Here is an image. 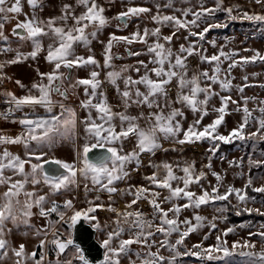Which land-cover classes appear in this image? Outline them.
<instances>
[{"label": "snow or ice", "instance_id": "snow-or-ice-1", "mask_svg": "<svg viewBox=\"0 0 264 264\" xmlns=\"http://www.w3.org/2000/svg\"><path fill=\"white\" fill-rule=\"evenodd\" d=\"M77 4L83 6L86 10L80 15H75L71 11V5H64L63 13L59 17H50L48 20H40L35 14L31 18L26 16L24 21H18L13 29V34L19 36L21 39H30L33 42L34 50L29 54L32 58H35L39 51L42 49L40 40L38 39L43 35H51L55 41L54 45H49L48 55L46 60L49 63H54L55 67L51 73H40L41 78H46L48 81L47 85L44 84H34L33 88H36L40 96H25L22 98H16L12 96V102H14L17 109L25 104L32 105H44L47 107L48 111H51L52 100L50 98V93L52 91L57 92V94L67 97L68 89L61 91V87L64 79L66 77L60 72L61 67H65L71 70L73 67H81L85 65H95L99 67V62L94 56H78L75 54L74 45L75 44H90V38H95L97 36V31L105 27L109 20L103 15L105 9L102 6L97 5L96 0H76ZM255 3H264V0H255ZM27 4L33 10L40 7V0H27ZM222 0H217L216 8H201L200 11H192L191 9H181L182 16L185 19L178 18L176 16H161L159 12L157 15L152 17V20L156 23H168L174 25L177 30L180 28L188 29L190 27H199V23L205 17L213 16L215 11L221 10ZM171 6V5H166ZM159 9V5H157ZM228 14V18L231 20L237 19L236 16L232 15V8L223 9ZM22 12L21 0H14L10 6H8V0H0V38L4 40L7 37L3 35V21L8 19V14L19 15ZM150 12L148 8L142 7H131L125 12H120L114 17L117 20L126 21L131 16H139L141 13ZM191 14L193 19L187 20L186 17ZM71 18L73 20L72 26H67V21ZM243 19L264 23V15H249L247 12L243 14ZM57 20L63 22V26H56ZM93 27L92 32H88L89 27ZM226 27L220 23H212L205 27L200 32L189 31L190 36H199L203 39L205 34L212 28ZM20 30V31H17ZM24 33V35H21ZM159 33L160 29L156 28L149 32L147 28L144 29L143 35L139 31L131 34V36H116L114 34L110 35L105 47H104V67H112L111 61L112 48L114 43L125 42L127 44H132L133 42H140L147 44V37L149 35L157 37V41L148 46V53L152 55V59L148 62L154 65V67L149 68L148 64L144 61H138V64L144 68V74L140 75L138 79H133L131 76L124 77L122 73L128 71V67L125 66L119 72L109 71L107 73V80L109 83L116 87L117 93L121 98V102L127 109L132 105L136 106H147L148 108L159 109L156 112H150L147 117L143 113L139 116H131L126 112H115L112 106L108 103L107 96L103 92L98 93L100 87V81L97 79L99 73L92 71L90 73V79H78L74 84L71 85L72 89L78 86H84V92L87 100L80 102V107L88 111L87 117L82 121L84 124V131L86 142L82 147V152L78 153V159L80 160L82 167L76 168L75 165L61 161L59 159H53L51 161H44L43 163H52L58 166L57 169L51 171H44L43 163H31V160H23L17 155H13L7 149L0 153V185H7L8 190L3 193L0 197V260L4 259L8 254V242L4 239L6 231V222H12L16 227L23 224L25 227L31 228L32 225L29 223L31 217L34 215L32 212L33 207L39 209V216L50 217L51 214L56 213L59 216V221L51 222L48 225L37 229L36 235H43L44 239L39 241V247L43 249L46 244H51L54 246L57 255L64 254L70 247L75 249L73 257L66 259L63 262L57 261V264H73V260L82 262V264H89V261L85 258L83 251H81L79 245L74 244L72 238L62 240L61 237L63 233L56 228V224L64 222L68 225L69 229H72L78 221L83 218L84 220H96L95 215H93L97 207H103V205H95L93 201H89V207L81 210H74L71 216L66 219V212L60 211V205H58L54 200L51 201V207L46 208L45 204L48 203V198L45 195H37L35 192H29L25 189L26 184H32L33 186L43 182L45 185L49 186L51 194L55 195L62 189H67L70 185H75L77 183L76 177L79 173L86 181L90 180L91 184L97 191H106L111 194L118 191L113 185L116 181L123 180L129 176L127 171V165L133 162L139 163V155L145 152H154L156 149L161 147L159 140L161 135L163 138L167 139L169 137H176L178 133L182 131V126L177 120V117L182 116L183 113L179 108L172 107L173 103H179L190 108L193 112H201V119L203 116L208 114L207 104L211 94L210 87H201V79L209 80L212 83H217L219 81V73L221 71L220 62L221 57L224 59H232L235 53H224L221 51L219 55H212L211 57L202 56L201 62L216 63V67L213 69V74L210 76L207 71H203L199 74H193L191 77L187 74V64L185 63L187 56H191L195 53L194 45H189L185 47L180 46L179 53L174 54L170 48H166L164 44L159 43ZM173 32L172 36L164 37L163 39L167 42H171L172 37L175 36ZM187 39V37H186ZM214 44V41L212 42ZM10 49H0V51H5ZM186 53L187 56L182 55ZM129 56H139L141 52H131L129 51ZM173 56L175 59L173 60ZM264 60L257 52L255 56L251 58L255 61L257 58ZM119 58V57H117ZM242 60L247 63L249 58H242ZM20 61V54L17 55L16 59L10 61V63H17ZM238 61L233 60L229 64V70L236 66ZM167 65V67H165ZM4 65H0V69ZM137 73L140 72V67L134 69ZM156 79H153L152 76ZM70 79V77H67ZM123 80L124 90L121 91L119 88L118 80ZM247 77H245V80ZM173 80L177 81L178 91L175 100H170L168 96L167 86L171 84ZM56 81H60V84H56ZM19 83V82H17ZM222 89H229L231 87L230 83L225 81H220ZM143 85L145 91H141L138 87ZM187 90V91H185ZM243 92V88L239 89ZM200 94H204L205 99H198ZM163 99L164 103L161 105L160 101ZM222 107L219 109H214L220 113V115L209 125L203 127L202 130H197V125L200 120H197L194 124L189 125L186 131H183V139L178 140V143L184 144L186 142H195L205 139H210L213 142L223 141L225 143L231 142L232 138L239 140H244V129L249 123V117L251 113L245 107L243 109L245 116L243 123H241L238 128L233 129L229 136H224L216 133V129L222 124L224 120L225 109L230 97L221 98ZM93 101H96L93 103ZM261 103H264L262 101ZM61 113L59 115H54L50 119H22L19 121L21 125L26 126L27 135H21L17 137H6L0 136V144H19L23 143L25 147L28 146L29 141H48L54 142L56 138L59 139H73L76 136V112L75 109L71 107H65L63 104L60 105ZM168 108L169 111L165 112L164 109ZM95 110L96 116H92V111ZM262 116H264V108L260 109ZM143 118L150 121L147 128H142L138 121ZM120 121L119 131H117V126L115 121ZM259 128L257 132L251 133L252 136L257 135L261 130H264V118L258 120ZM38 130L40 133L38 134ZM214 133H216L214 135ZM130 137H135L136 139V149L138 151H131L128 153H123L122 148L118 149L115 145L117 142L129 139ZM264 138V137H262ZM100 148L104 149L107 154H99L94 158L89 157V153L93 149ZM216 149L215 143L209 151L214 152ZM35 159L40 161L41 156H36ZM235 162H230L234 164ZM251 163V161H250ZM25 164H30L31 171H25ZM157 168V172H154L151 176L145 177L157 188L168 189L170 195L165 197L166 201H171L174 198H186L189 203L183 206L174 205L168 211H164L160 203L157 202L155 197L158 193L152 192L150 195L153 197L149 203L153 207L154 215L158 216L160 219V225L156 228V231L164 234L166 237L171 235L173 232H179L180 238L176 240V244H169L167 240L160 243L161 247H168L175 250L176 245L183 243L184 238L193 232L197 227L201 226V221L204 219L197 215L194 217L196 220V225H192L190 220L184 221L188 225L187 229L180 232L179 224L176 219H168V213L173 212L176 215L179 214L181 207H196L199 208L201 205L208 204L210 201H226L229 196L235 195L238 201L245 202L247 195L242 192L241 189H236L234 187H229L227 192L224 194L219 193L218 187H213L212 192L204 191L200 196H196L195 193L187 191L191 183H199V179L204 176L201 172L198 177H193L194 165L189 164L184 166L181 170L185 173L184 177H177L174 175L172 166L164 163L162 165H153ZM211 168V164L207 165ZM166 172V175L161 178L158 176L160 169ZM11 171L13 176L19 175L21 179L13 180V176H6L5 172ZM219 182L221 177L218 173H213ZM182 180L184 187L172 188L171 182L174 180ZM252 183L249 179L246 188ZM98 186V187H97ZM85 189H88L87 183L85 184ZM256 192L264 193V187L253 189ZM149 189L140 187L136 189L134 193V199L130 204L126 206V209H131L133 204H136L139 199L144 197L145 193H149ZM23 194L25 199L21 201L19 199L20 195ZM99 199V196L96 197ZM64 209H73L72 200H66L63 204ZM109 211L116 212V219L114 224L115 228L107 233V239L103 240L101 247L105 249L104 259L101 264H120V256L127 255L132 244H141L143 247L149 249L148 252L143 254L141 257L140 253H137V257L141 258V264H163L165 258L160 256L158 252L153 253L150 248L156 243V241L151 240V237L155 235L151 231L153 223L144 218V213L139 211H128L118 212L115 208L109 206ZM251 211V210H248ZM240 214L239 212L237 213ZM124 225H127L125 229ZM93 227L99 229L101 225L97 221ZM215 227V225H211ZM129 232V239H120L122 233L125 231ZM7 231H11L8 229ZM233 229H227L225 235L228 232H232ZM51 232L52 239L48 240L47 235ZM262 239H264V233L260 234ZM206 238V237H205ZM118 240V246H113V242ZM219 242V237H217ZM195 248H200V245H194ZM237 247L233 244V248ZM220 251L219 246L215 248L205 249L203 252H192L191 255L203 256L208 254L207 258L209 260L214 259L210 254L212 251ZM225 256L230 255L227 247L222 249ZM15 257H17L16 264H20L21 260L32 259L34 264H42L44 260V255L41 253L40 258L36 259V252H32L30 255L25 254V246L21 244L19 249H12ZM179 252H175V256H179ZM241 255L252 257L253 253H241ZM175 257L168 262V264H174ZM255 264H264V254L256 257Z\"/></svg>", "mask_w": 264, "mask_h": 264}, {"label": "rangeland", "instance_id": "rangeland-1", "mask_svg": "<svg viewBox=\"0 0 264 264\" xmlns=\"http://www.w3.org/2000/svg\"><path fill=\"white\" fill-rule=\"evenodd\" d=\"M41 1L42 0H40V2ZM61 1L62 0H56V2L59 3ZM68 2L73 5L71 10L74 9L79 14L86 10L83 6L77 4L76 0H69ZM12 3H14V0H8V6ZM96 3L105 9L103 14H108L111 9H113L116 14L125 12L131 7L150 9V12L135 16L136 20L133 25H137L135 26L137 29H152L159 27L160 43L164 44L166 48H170L174 54L179 53L181 45L185 47L194 45L195 53L193 55L187 56L186 53L182 54L187 56L185 63L187 64V74L189 77L203 71H207L210 76L213 74L216 63L201 62L202 56L211 57L212 55H219L221 51L224 53H235V55L232 59L228 60L221 57V71L217 83L201 79V87H210L211 89V94L206 106L208 114L203 116L202 119L201 112L199 111L193 112L190 108L179 103H173L171 105L172 107L179 108L183 113L182 116L177 117V120L182 126V131L178 133L176 137H169L167 139L163 138L161 135L159 140L161 147L154 152H145L144 154V158L148 155L153 159L144 166L143 172L138 169L141 174L137 172L131 175L125 185L124 179L115 182L113 186L116 187L118 191L124 186L121 191L124 195L123 198H120L123 204L118 202L116 198H110L109 196H105V194L99 195V199H96L97 196L93 197L91 194H86L84 184L88 183V181L81 178L80 185L77 187L76 192H74L71 187L70 189H62L55 195V197L60 198L58 200L62 201L69 198V200L73 202V209L65 210L66 219L68 216L72 215L74 210H81L89 207V201H93L95 205H103V207H97L96 212L93 214L96 220H88V222L93 225L96 224L97 221L101 225V227L97 229V239L102 243L103 240L107 239V233L112 231L116 226L114 224L116 214L108 210L109 206L116 210H120L119 212H124L125 210L130 211V209H126V206L134 199V195L131 193L143 187L150 191L144 194L146 198L138 200L131 211H141L142 205L145 207L144 210H142L144 218L153 223L151 231L155 233V235L151 237V240L156 241L150 248V251L153 253L158 252L160 256H163L165 258L163 264H168L173 257H175L174 264H255L256 257L264 254V239H262L260 235L264 233V193L253 190L264 187V138H262L264 137V130H261L255 136H252L251 133L257 132L259 128L258 120L264 118L260 111L261 108H264V103H261L264 101V60L258 57L255 61H252L251 58L255 56L257 52L261 57H264V23L243 19V14L247 12L249 15H264V3L257 4L255 0H222L221 10L215 11L213 16L205 17L198 22L199 27H190L188 29L180 28L179 30L172 24L156 23L152 20V17L159 12L161 16L174 15L178 18L185 19L182 16V12L179 10L191 9L195 12L200 11L202 7L215 9L217 0H96ZM64 5L69 4L62 3L63 7ZM157 5H159V9ZM166 5L171 6L166 7ZM21 6L22 12L19 15L10 13L8 14V19L3 21L4 27L2 31L4 37H7V39L4 40L0 38V49H10L2 52L0 51V53L5 55L0 61V65H4L3 68L0 69V80L4 79L6 75L13 78L12 85L9 88L1 90L2 97L7 99H12L9 93L16 98H22V95L25 93V88L31 82V78H33L30 65L27 62L28 58H32L29 52L34 50L33 42L30 39L14 37L10 34V31L14 24L18 21H24L26 16L28 18H31L33 14L36 16L37 8L33 10L29 7L27 0H21ZM227 8L233 9L232 15L236 16L237 19L231 20L228 18L227 12L223 10ZM186 19L190 21L193 17L189 14ZM212 23H220L226 25V27L222 26L210 29L203 39H200L199 36L189 35V31L200 32ZM56 26H63V23H56ZM67 26H72V24L67 23ZM107 29L109 28L105 26L99 29L97 33ZM87 31L92 32L93 27L90 26ZM173 32L176 34L172 37L170 43L163 39L164 37L172 36ZM38 39L42 46L44 43L55 46V41L50 34L40 36ZM92 39L93 38H90V41ZM213 41L214 44L212 43ZM77 45L79 44L74 45L75 54L78 51ZM82 46H86L87 48L88 45L81 44V47ZM39 52L43 53V51ZM12 53L23 54L20 56L19 62L10 63L12 58L10 54ZM242 58H249V62L245 63ZM174 59L175 56H173V60ZM233 60L238 61V63L229 70V64H231ZM165 67H167V65H165ZM245 77H247L246 80ZM225 80L231 85L229 89H222L221 87L220 81ZM240 88H243V92L239 90ZM175 89H178L177 81L173 80L171 84L167 86L168 96L172 101L175 100L178 91H175ZM227 97H230V99L225 109L224 120L222 124L217 127L216 133L229 136L233 129L238 128V126L243 123L245 116L243 109L246 107L251 113V116L249 117L248 125L244 129V140L232 138L231 142L228 144L235 143L232 148L226 151H220L219 149L221 143H225L223 141L213 142L210 139H205L195 142H186L184 144L178 143V140L183 139V131H186L189 125L194 124L197 120H200V123L196 126L197 130H202L203 127L211 124L220 115V113L214 111V109L222 107L221 98ZM198 99L204 100V94H200ZM160 103L163 105V99H161ZM169 110L168 108L164 109L165 112ZM39 133L40 130H38V134ZM216 133H214V135ZM19 134L20 136L27 135V128L25 127ZM59 140L66 142L65 139L58 138L51 143L48 141H34L33 144L31 143L28 145L30 148V155L42 153V158L44 160L59 159L75 165L76 168L82 167L78 159V154H76L75 146L73 144H67V142L58 146L60 145ZM213 143H215L216 149L214 152H211L209 149L212 148ZM122 151L124 153V149ZM19 157L25 158V155ZM230 162L235 163L230 164ZM164 163L172 166L174 175L177 177L185 176V173L181 169L189 164L194 165L193 177H198L201 172L204 173V176L199 179V183H191L188 189H186L187 191L195 193L197 197L204 191L211 193L213 187H218L219 193L224 194L231 186L245 192L247 199L245 202H240L233 194L229 196L226 201H210L208 204L201 205L199 208L181 207L178 215L169 212L168 219L177 220L180 232L185 231L188 227L184 221L190 220L192 225H196L195 216L199 215L204 219L201 221V226L197 227L184 238L182 244L176 245L175 250L168 247H161L160 243L164 240H167L169 244L175 245L180 235L179 232H173L166 237L164 234L156 231V228L160 225V219L158 216L154 215L153 207L149 203L153 198L150 193H158V196L155 198L164 211H168L170 208H173L174 205L183 206L189 203L186 198H174L171 201H166L165 197L170 195L169 190L157 188L145 178L157 172V168L153 167V165H162ZM209 164H211V168L207 167ZM137 165L138 164L135 162L128 164L127 171L129 173L131 171L135 172V167ZM214 172L220 175L221 179L219 182L213 175ZM165 175L166 172L161 168L158 172V176L163 178ZM79 176L80 174L78 173L76 177L77 182ZM17 178H19V175ZM249 179H251L252 183L246 188L245 186L248 184ZM88 184L90 185V182ZM171 186L173 189L176 187L183 188L184 184L182 180L178 179L172 181ZM40 189L41 193L38 191L37 195L46 194L45 196H48V203L45 204V207L48 208L51 204L49 198H52L54 195L51 194L49 186L45 185L43 182L40 183ZM36 191L37 187L34 189V192ZM102 192L107 193L106 191ZM76 193L78 195H76ZM112 195H117V192L112 193ZM100 209L107 210L110 213L101 215ZM33 211L35 214L32 218V227L25 230L26 233L30 231L29 236H31V238H26L27 245L25 246V252L28 254L33 252L36 248V244H34V240L36 239L34 227L37 230L41 223V216L38 214V208L33 207ZM238 212L240 213L239 215L237 214ZM230 215L238 216V219H230ZM211 225H215V227H211ZM124 227L127 229L128 226L124 225ZM229 228L233 229V231L225 235ZM23 230L24 226L11 229L10 232L8 231L12 240V246H15V249H19L21 245L18 244L22 242V240L19 241V239L21 238L20 235L23 234ZM217 237H219V242L217 241ZM129 238L130 236L127 230L122 233L120 237V239ZM233 244H236L237 247L233 248ZM194 245H200V248H195ZM113 246H118V240L113 242ZM217 246H219L221 250L212 251L210 254L214 259L211 260L207 258L208 254H204L203 256L189 254L192 252H203L205 249L215 248ZM224 247L228 248L230 255L225 256L222 251ZM130 248L131 250L126 256H120V264H141V258H138L136 254L140 253L141 257H143V254L148 252L149 249L143 247L141 244L135 243L132 244ZM175 252H179L180 255L175 256ZM70 253H72V251ZM241 253H253L255 255L249 257L241 255ZM0 264H5V259L0 260Z\"/></svg>", "mask_w": 264, "mask_h": 264}, {"label": "flooded vegetation", "instance_id": "flooded-vegetation-1", "mask_svg": "<svg viewBox=\"0 0 264 264\" xmlns=\"http://www.w3.org/2000/svg\"><path fill=\"white\" fill-rule=\"evenodd\" d=\"M49 2H51V4L54 6L59 5V3L56 1L42 0L40 2V7H37V9H36V12H37L36 17L37 18L39 16V9L47 6ZM102 3L105 4L104 2H102ZM103 15L105 17H107L109 20V23L106 25L109 29H107L103 32L102 31L98 32L97 36L90 41V44H88L87 48H86V46L81 47V44L77 45L78 51L76 53V55L83 56L85 58L90 56V55L94 56L95 59L99 62V67H97L95 65H85V66H81V67H73L71 70H69L65 67H61L60 72L63 73L64 76L66 77V79H64V81H63L61 91L68 89V95H67V97H64V96L57 94V92L52 91L50 93V98L52 100L50 112L48 111L46 106L39 105V104H37V105L25 104L22 107H20L19 109H17L14 102H12V99L4 98V97H2V94H1V90L9 88L12 85L13 78L6 75V77H4V79L0 80V84H1L0 101H4L6 106H11L14 110V115L12 117L5 118L1 121L0 136H6V137L20 136L19 132L23 131V129L26 127V126L21 125L19 123L20 120L25 119V118L32 119V120L50 119L52 116L59 115L61 113L60 105L63 104L65 107H71V108L75 109V112H76V136L74 138V141H73V139H65V140H66L67 144H73L75 146L76 154L82 152V147L86 142L84 124L82 123V121L87 117L88 111L86 109L80 107V102L87 100V97H86L85 92H84V86H78L75 89H72L71 85L74 84L78 79H90L91 78L90 73L92 71H96L99 73V76L97 78L100 81V87L98 89V93L103 92L106 94L108 103L112 106L113 111H115V112H126L128 115H131V116H139L140 113H143L145 117H147L150 112L158 111V109L155 107L150 109L147 106H136V105H132L131 107H128L126 109L124 107L123 103L121 102V98L117 93L116 87L114 85H112L111 83H109L107 80V73L109 71H118L119 72L125 66L128 67V71L123 72L122 76H124V77L131 76L133 79H138L140 75L144 74V68L138 64V61H144L145 63L148 64L149 68L154 67V65H152L151 63H148L152 59V55L148 53V46L153 44L154 42H156L157 37L149 35L147 37V44L140 43V42H133L130 45L125 43V42L114 43L113 48L111 50L112 56H113V59L111 61L112 67L106 68V67H104V47H105L110 35L114 34L116 36H131V34L136 32V31H139L141 33V35H143L144 29H137L135 27L137 25H135V26L133 25L135 20H136L135 16H131L130 18H128L126 21V26H125V21H120V20H117L114 18L117 16V14L115 11H113V9H111V11L108 14H103ZM57 23H63V22L57 21ZM67 23L73 24V21L68 20ZM156 28H159V27H156ZM156 28H152V29H148V30H149V32H151L152 30H154ZM159 43H160V33H159ZM48 50H49V45L44 43V45L42 46V50H41V51H43V53L38 52V54L35 58H28L27 62L30 65V69H31L33 78H31V82L25 88V93L22 95V97L29 96V95L39 97L40 93L36 88H33V85L34 84H37V85L38 84H44V85L48 84L47 79L46 78L42 79L41 75H40V73H51V72H53L54 67H55L54 63H49L48 61L45 60V58L48 55ZM129 51H131L133 53L141 52L142 54L139 56H129V54H128ZM31 52H29V54ZM43 54H44V56H43ZM117 57H119V58H117ZM136 67H140L139 73H137L134 70ZM67 77H70V79H68ZM152 78L156 79V77L154 75L152 76ZM55 83L60 84V81H56ZM117 83L119 84L120 90L123 91L124 90L123 80L122 79L118 80ZM138 87L140 88V90L142 92L145 91L143 85H139ZM177 90L178 89H175V91H177ZM95 102L96 101H93V103H95ZM92 116L93 117L96 116L95 110L92 111ZM149 123H150V121L143 119V118H141L139 120V125L142 128H147L149 126ZM115 124L117 126V131H119L120 121L116 120ZM33 142L34 141H29L28 145L31 143L33 144ZM66 142L59 140L60 145H58V146H61ZM135 145H136L135 137H130L129 139L117 142L115 146L117 148H122V150L124 149V153H128V152H131L134 150L138 151V149H136ZM37 148H39V147H37ZM5 149H7L13 155H17V156L25 155V158H23V157H20V158L23 160H26V161L31 160V163H43L44 161L53 160V159H45L44 160L42 158L40 161H37L35 159V157L36 156L42 157L43 154L42 153H40V154L36 153V154H33L31 156L30 155V148L28 146L25 147V145L23 143L0 144V153H2ZM102 153L107 154L104 149L96 148V149H93L92 152L89 153V157L91 159V158H94L96 155H99ZM141 154L139 155V163L135 167L136 171L135 172L131 171L132 173L131 172L129 173V176L124 179V185L126 184V182L128 181V179L131 175H134L137 172H140L139 170H141L143 172L144 166L147 165V163L151 159H153L152 157H150L148 155L144 158L145 153H143L142 155ZM33 157H34V159H33ZM45 164L46 163H43V167ZM57 168H58V166L55 164H47L46 168H44V171H51V170H54ZM25 171L26 172L31 171L30 164H25ZM140 174H141V172H140ZM5 175L6 176H13V173L11 171H6ZM17 176L18 175L13 176V180L21 179L20 176H19V178H17ZM81 178L83 179L82 176H79L77 184H75L74 186L70 185L68 188L70 189L72 187L73 191L76 192L77 187L80 185ZM89 182H90V180H88V183ZM88 183H87L88 189H92V190H86L85 189L86 194H91L93 197L105 194V196L110 197L109 193H103L102 191H97L96 189H93L94 187L91 184V182H90V185ZM36 187H37V191L35 193L37 194L38 191L41 193L40 183L35 185V186H33L30 183L25 185V189L29 192H34V189ZM123 187L119 191H117V195L113 196L111 194V197L116 198L118 200V202H120L121 204H123V202L120 201V198H123V195H124V193H121ZM41 188H42V185H41ZM84 188H85V184H84ZM7 190H8L7 185H0V197H2L3 193L6 192ZM55 195L49 199L51 201L54 200L58 205H60V211L65 212V210H68V209L63 208V204L66 200H69V198L61 201V200H58L60 198L55 197ZM76 195H78V194L76 193ZM47 198H48V196H47ZM19 199L21 201H23L25 199L24 195L21 194ZM108 201H113V200H108ZM134 205L135 204L132 205L131 209H133ZM48 207H51V204ZM144 208L145 207H143V205H142V210H144ZM131 209H130V211H131ZM142 210L139 212L143 213ZM117 211L119 212L120 210H117ZM32 212L34 213L33 209H32ZM108 213H110V212H108L107 210H103V209L101 210V215L108 214ZM113 213L116 214V212H113ZM32 218H33V216L31 217V219L29 221V223L31 225L33 224ZM40 219H41V223H40V227H38V229L47 226L49 221L54 222V223L56 221H59V216L56 213H53V214H51L50 217H47V218L41 217ZM84 221L92 229H94L95 239L101 245L100 240L97 239V237H98L97 236V233H98L97 228L93 227V224L88 222V220H84ZM23 226H24L23 224H20L19 227H23ZM16 228L17 227L12 222H10V221L6 222V231H5L4 239L8 242V254L4 258L5 264H16V261L18 259L17 257L14 256V254L12 252V249H15L16 247L12 246V240H11V237H10L8 231H7L8 229L11 230V229H16ZM56 228H58L59 231L61 233H63V235L61 237L62 240H66L68 238H72V239L74 238L75 226L72 229H69L67 224H65L64 222H60V223L56 224ZM26 229H30V228L24 226L23 234L20 235L21 238L19 239V241L22 240V242H19L18 245L23 244L24 246H26L27 245L26 238H28V237L31 238V236H29L30 231H27V233H26V231H25ZM34 233L36 236V239L34 240V244H36V248H35V250H33V252H36V259L37 260L40 258L41 253H43L44 260H43L42 264H57L58 260L63 262L64 260L70 259L73 257V254L75 253V249L72 247L67 249L64 254H61L59 256L57 255V252H56L54 246L51 244H46L45 247L43 249H41L39 247V241L41 239H44V236L43 235L37 236L35 227H34ZM47 239L48 240L52 239L51 232L48 233ZM25 250H26V248H25ZM71 251H72V253H70ZM31 253L32 252H30L28 254L25 252V254H28V255H30ZM104 253H105V249L103 248V252L101 254L102 258L98 264H101V262L103 261ZM80 263H82V262L77 261V260H73V264H80ZM20 264H34V261L32 259H28L26 261L21 260Z\"/></svg>", "mask_w": 264, "mask_h": 264}, {"label": "water", "instance_id": "water-1", "mask_svg": "<svg viewBox=\"0 0 264 264\" xmlns=\"http://www.w3.org/2000/svg\"><path fill=\"white\" fill-rule=\"evenodd\" d=\"M15 25L16 24L13 25L10 34L14 37H19L13 34V29L15 28ZM21 35H24V33H21ZM47 164L52 163H46L44 165V168H46ZM73 241L74 244L80 246L81 251H83L85 255V258L89 261V264L99 263L102 258L101 254L103 252V248L95 239L94 229H92L87 223H85L83 218H81V220L78 221V223L75 225Z\"/></svg>", "mask_w": 264, "mask_h": 264}, {"label": "crops", "instance_id": "crops-1", "mask_svg": "<svg viewBox=\"0 0 264 264\" xmlns=\"http://www.w3.org/2000/svg\"><path fill=\"white\" fill-rule=\"evenodd\" d=\"M52 1H56V0H52ZM68 1H69V0H62L60 3L58 2L59 5H57V6H54V5L51 4V2H49L47 6H45V7L41 8V9H39V16H38V18H39L40 20H44V21H46V20H48L50 17H59V16H61L62 13H63V9H64V7L62 6V3H63V4H69V5H72V4H70ZM72 7H73V5H72ZM71 11H72L75 15H80V14L77 13L74 9H72ZM69 20H72V19L69 18ZM57 21H59V20H57ZM72 21H73V20H72ZM1 52H2V51H1ZM7 54H9V53H7ZM18 54H20V56L23 55L22 53H15V54L12 53V54H10V55L12 56L11 61L14 60V59H16V57H17ZM3 57H5V55H4L3 53H0V61H1V59H2ZM3 60H4V59H3Z\"/></svg>", "mask_w": 264, "mask_h": 264}, {"label": "built area", "instance_id": "built-area-1", "mask_svg": "<svg viewBox=\"0 0 264 264\" xmlns=\"http://www.w3.org/2000/svg\"><path fill=\"white\" fill-rule=\"evenodd\" d=\"M14 115V110L11 106H6L4 101H0V122L5 118H10Z\"/></svg>", "mask_w": 264, "mask_h": 264}, {"label": "trees", "instance_id": "trees-1", "mask_svg": "<svg viewBox=\"0 0 264 264\" xmlns=\"http://www.w3.org/2000/svg\"><path fill=\"white\" fill-rule=\"evenodd\" d=\"M234 143H235V142H233V143H231V144H228V143H221V145L219 146V149H220V151H221V150L226 151V150L232 148ZM230 219L237 220V219H238V216L230 215Z\"/></svg>", "mask_w": 264, "mask_h": 264}]
</instances>
